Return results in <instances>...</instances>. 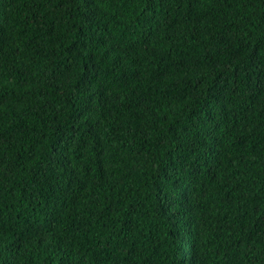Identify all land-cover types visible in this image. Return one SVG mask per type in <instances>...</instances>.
Instances as JSON below:
<instances>
[{
  "label": "trees",
  "instance_id": "obj_1",
  "mask_svg": "<svg viewBox=\"0 0 264 264\" xmlns=\"http://www.w3.org/2000/svg\"><path fill=\"white\" fill-rule=\"evenodd\" d=\"M0 264H264V0H0Z\"/></svg>",
  "mask_w": 264,
  "mask_h": 264
}]
</instances>
